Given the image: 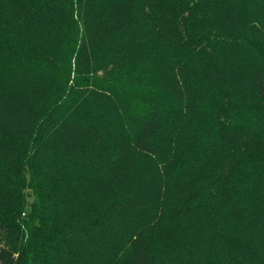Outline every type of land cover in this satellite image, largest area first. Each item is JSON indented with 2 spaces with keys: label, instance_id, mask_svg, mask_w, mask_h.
Returning a JSON list of instances; mask_svg holds the SVG:
<instances>
[{
  "label": "trees",
  "instance_id": "1",
  "mask_svg": "<svg viewBox=\"0 0 264 264\" xmlns=\"http://www.w3.org/2000/svg\"><path fill=\"white\" fill-rule=\"evenodd\" d=\"M0 264H264V0H0Z\"/></svg>",
  "mask_w": 264,
  "mask_h": 264
}]
</instances>
